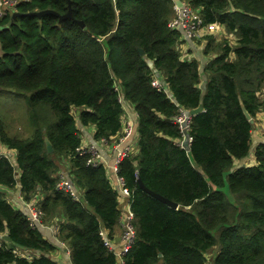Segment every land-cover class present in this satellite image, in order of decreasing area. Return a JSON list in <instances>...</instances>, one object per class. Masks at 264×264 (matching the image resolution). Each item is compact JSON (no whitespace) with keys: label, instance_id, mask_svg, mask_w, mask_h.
<instances>
[{"label":"trees","instance_id":"16d2710c","mask_svg":"<svg viewBox=\"0 0 264 264\" xmlns=\"http://www.w3.org/2000/svg\"><path fill=\"white\" fill-rule=\"evenodd\" d=\"M182 1L235 42L206 35L203 55H216L202 69L183 58L181 32L168 26L172 0H27L0 19V94L19 97L29 118L27 137L0 121V144L10 150L0 158V186L18 182L25 202L43 194L42 221L62 217L58 233L72 264H117L105 240L113 241L121 194L106 165L77 149L85 146L81 127H94L100 147L119 137L122 100L137 114L138 149L116 172L134 217L124 264H264V143L254 164L236 166L251 151L253 122L243 109L252 121L264 115V0ZM69 6L72 19L36 15H63ZM199 105L186 152L176 119ZM65 159L78 200L57 187ZM137 177L177 208L140 190ZM5 232L0 264H58L56 248L0 192Z\"/></svg>","mask_w":264,"mask_h":264},{"label":"crops","instance_id":"0c3cea01","mask_svg":"<svg viewBox=\"0 0 264 264\" xmlns=\"http://www.w3.org/2000/svg\"><path fill=\"white\" fill-rule=\"evenodd\" d=\"M208 36H212L213 40L215 41L216 44H219L221 40L223 39H228L230 41V45L233 46L235 45V42L232 39V36L229 35L222 26H213L212 29H210L207 33ZM206 44V39L202 42H195V41H189L184 38V36L181 34V39L179 43V50L183 56L184 59L187 60H197L199 62L200 68L202 69L203 65L206 64V62L215 56L216 54L212 55H203V51L205 48ZM158 79V78H157ZM205 82V76L203 75L201 78L200 86L203 87ZM11 96V95H8ZM123 104V109H124V115H123V127L125 126L126 123H131L133 125L134 133L132 138H128L125 140L123 143L117 145V140L118 138H114L112 144H106V146H99V154H100V159L99 161L104 163L106 167L111 169V166L114 162V157L116 154V150H123L125 148L129 149V153L132 155L136 154L138 149H137V135L135 133L136 131V118L137 114L134 111V109L124 100H122ZM253 122V130L251 133V151L250 155L246 157L245 159H242L240 161L236 162V166H240L241 163L242 165L245 166H250L254 164V159H253V151L256 148L257 145L264 143V115L262 113L256 115V118L252 121ZM8 133L10 135H13L12 133L9 132V125L8 123L5 125ZM81 138L84 142L85 145L87 144H93L94 139H93V133H94V127L93 126H88V127H81ZM116 145L118 148L116 149ZM6 147L2 146L0 144V152L2 154L9 153ZM14 161V159H12ZM66 164L67 171H70V164L67 162V160H64ZM15 178H18L19 176V171L15 167ZM40 191V190H39ZM38 191V192H39ZM0 192L3 194V198L6 199L14 208L16 209H21L26 212V209L28 205L32 204L35 207H39L40 202L43 199V194L39 192L35 196L32 197V200L30 202H25L23 200V196L21 194V188L19 183L17 182L15 187L8 189L5 187L0 186ZM126 199L124 197H119V209L120 211L122 210L123 206L125 205ZM124 213L121 211V214ZM63 222V219L61 216H56V218H52L51 220L46 221L44 219L41 221L40 227L37 228L39 229L40 233L43 235L44 239H47L56 249L50 254L51 259L58 264H72L71 259H70V254H69V249L67 248L65 242L59 237L58 233V223ZM120 226L117 225L114 235H113V246L118 249L121 244L120 240ZM5 233L0 234V237L5 235ZM1 245V244H0ZM22 257H32L30 254H23L20 253Z\"/></svg>","mask_w":264,"mask_h":264},{"label":"built area","instance_id":"2783aa9c","mask_svg":"<svg viewBox=\"0 0 264 264\" xmlns=\"http://www.w3.org/2000/svg\"><path fill=\"white\" fill-rule=\"evenodd\" d=\"M21 1H27V0H0V19L6 15H10L13 12H15L16 6ZM168 26L170 29L180 31L185 39L195 42H202L205 36L207 35L208 31L213 28L212 25L204 26L198 12L196 10H193L185 2H183L182 7L177 9L175 8V15L169 21ZM154 86L157 88L159 87V81L157 79L154 80ZM189 120L190 118H186L185 112H182L181 115L176 119V122L178 123L180 130H181V126H180L181 123L185 121L187 128L186 130L188 131ZM133 133H134L133 125L128 122L123 127V121H122V129H121V133L119 134V137H117L118 138L117 145L123 143L125 140H127L130 137L132 138ZM102 145L106 146V142L102 141ZM117 145H116V149L118 148ZM98 147L99 146L93 142V144H87L83 148L79 147L77 151L79 153L92 154L93 158L98 162L100 159ZM127 156H131L128 148H125L123 150L117 149L114 157V162L110 169V172L114 176L115 184L118 191L120 192L121 196L126 199L125 205L121 210L122 212H124L122 213L123 215L122 223H124L125 226H124V232L122 233V236L120 238L121 240L120 247L116 249V247L113 246L112 242H108L107 240H105V245L108 248H110L112 251H115L114 255L116 257L117 264H124V256L130 251L135 239V230L132 225L134 217H133V213L131 212L130 203H129L130 193L126 188H124L122 178L118 177L116 174L118 163ZM1 157H7V156L6 154H2L0 152V158ZM58 178H60L59 183L57 185L58 189L67 192L72 198L78 200L79 195L69 184V181L66 178V176L64 177L60 176ZM25 213L31 225H34L36 227L40 226L44 214L39 210V207H35L32 204H30L28 205Z\"/></svg>","mask_w":264,"mask_h":264},{"label":"rangeland","instance_id":"374dc122","mask_svg":"<svg viewBox=\"0 0 264 264\" xmlns=\"http://www.w3.org/2000/svg\"><path fill=\"white\" fill-rule=\"evenodd\" d=\"M187 4V3H186ZM188 5V4H187ZM0 121L5 126L9 125V132L21 137L28 136L29 130V118L25 109V103L19 99V97L8 96L4 93L0 94ZM57 176H66V164L64 160L57 164ZM60 179V178H59ZM123 215L121 214L118 225L120 226V238L124 232ZM214 251L210 250L207 253V258L210 259Z\"/></svg>","mask_w":264,"mask_h":264},{"label":"water","instance_id":"95a60500","mask_svg":"<svg viewBox=\"0 0 264 264\" xmlns=\"http://www.w3.org/2000/svg\"><path fill=\"white\" fill-rule=\"evenodd\" d=\"M173 4H174V7L177 9V8H180L183 6V1L182 0H172ZM45 14H53L55 16H57L59 18V20H65V19H72V14H71V7L69 6L68 7V11L63 14V15H59L53 11H50V10H46V11H43V12H39L37 13L36 15H45ZM15 15H12V17L10 18L9 22L7 23L6 27H8L12 22H13V19H14ZM78 24L83 27L84 24L83 22L81 21H78ZM139 52L140 54H142V50L139 49ZM158 81L161 80V77H157ZM168 96L170 98H172L171 96V93H168ZM202 106L199 105L197 108L195 109H192L190 111H186L185 112V116L186 118H192L193 116L197 115L198 113L202 112ZM244 111V114H245V117L252 123V119L250 118L249 114L243 109ZM181 132H182V135H183V139L182 141L180 142V145L181 147L186 151V152H189L190 151V135L189 133L187 132V128H186V124H185V121L183 123H181ZM45 142V147H46V150L48 153H51L52 152V147H51V144L49 143V141L47 139L44 140ZM243 163H241L240 165H242ZM137 183H138V188L140 190H142L143 192L147 193L148 195L152 196L153 198L157 199L158 201L166 204L167 206H169L170 208H177V204L169 201L168 199L152 192L151 190H149L144 184L143 182L141 181V179L139 177H137ZM40 226H38L39 228ZM2 240L6 241V242H10V239L8 237L7 234L3 235L1 237Z\"/></svg>","mask_w":264,"mask_h":264}]
</instances>
